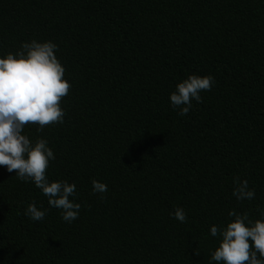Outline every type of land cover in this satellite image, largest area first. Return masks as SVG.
Listing matches in <instances>:
<instances>
[{
    "label": "trees",
    "instance_id": "16d2710c",
    "mask_svg": "<svg viewBox=\"0 0 264 264\" xmlns=\"http://www.w3.org/2000/svg\"><path fill=\"white\" fill-rule=\"evenodd\" d=\"M32 40L57 45L71 87L63 123L24 134L47 140L46 174L75 184L81 208L63 221L0 166V264H210V226L260 218L264 0H0V56ZM189 75L214 84L182 117L169 94ZM234 178L253 200H236ZM33 201L42 221L24 214Z\"/></svg>",
    "mask_w": 264,
    "mask_h": 264
},
{
    "label": "clouds",
    "instance_id": "9594fccd",
    "mask_svg": "<svg viewBox=\"0 0 264 264\" xmlns=\"http://www.w3.org/2000/svg\"><path fill=\"white\" fill-rule=\"evenodd\" d=\"M57 45L51 41L25 42L21 50L0 56V166L6 171L15 170L22 182H31L39 189L50 208L60 210L61 218L72 223L79 216L81 205L75 203L76 187L64 180L50 181L46 171L55 159L47 140H30L24 134L27 124L37 125V132L47 125L63 123L64 111L60 101L68 94L71 85L64 79L65 69L54 52ZM214 84L211 75H189L169 94L170 106L185 116L192 101L201 102L199 93L208 91ZM93 193H104L107 185L93 179ZM232 195L237 201L253 200L254 190L247 180L234 178ZM260 218L249 220L247 214L229 211L233 219L225 226H210L209 234L218 237V246L210 255V264H264V209H258ZM46 209L33 201L24 214L32 221H42ZM170 216L180 223L186 222L184 209L177 207Z\"/></svg>",
    "mask_w": 264,
    "mask_h": 264
}]
</instances>
